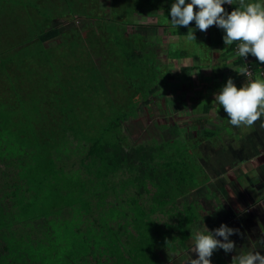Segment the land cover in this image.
<instances>
[{
  "label": "rangeland",
  "instance_id": "1",
  "mask_svg": "<svg viewBox=\"0 0 264 264\" xmlns=\"http://www.w3.org/2000/svg\"><path fill=\"white\" fill-rule=\"evenodd\" d=\"M54 2L57 6L50 13L54 19L45 26L43 47L49 51L50 59L61 62L58 64L68 95L75 94L80 102L79 93L88 88L87 84L74 88L69 82L70 70L80 66L87 76L96 79L95 87H102L100 91L91 88L99 106L108 111L114 105L128 104L114 134L105 139L111 149L110 162L119 166L115 175L108 176V182L128 188L117 193L121 203L115 216L97 217L93 199V214L82 211L84 224L71 221L65 225L54 219L52 241L58 240L69 253L64 258L62 254L53 255L52 259L57 260L52 263L45 255L50 242L39 241L35 253L33 249L35 262L190 264L191 259L198 258L191 252L195 232L206 233L207 228L214 231L221 224L239 233L229 237L235 249L230 253L216 250L212 264H233L234 256L250 251L264 255V115L251 127H236L230 124L223 106L213 103L227 80L234 82L238 67L234 63L237 52L225 60L230 46L223 41L224 31L218 39L214 25L195 34V40L189 39V26L179 28L170 21L172 0H75L77 8L69 13L68 4ZM70 13L72 19L65 20L62 14ZM112 14H128V22H115ZM40 35L41 32L37 37ZM49 37L52 39L46 42ZM72 42L75 45L70 48ZM248 56L247 61L256 59ZM130 68L133 69L129 71ZM258 77L264 79L260 71L254 78L246 75L245 79L251 82ZM241 80L234 83L242 87ZM11 87L9 79L0 75L1 101L13 94ZM206 104L211 106L206 122L198 124L204 118ZM80 128L87 136H101L97 126L92 128L82 120ZM179 138L189 154L183 161L170 163L164 159L169 140ZM154 150L159 151L161 159L152 160ZM194 157L201 165H195ZM184 162L189 166L182 165ZM150 164L159 166L148 170ZM185 168H190L189 173L181 174ZM204 170L198 179L197 174ZM193 171L197 188L184 197L197 201L199 207L195 202L186 204L176 195ZM26 189H32L34 194L50 192L47 183L35 179L28 182ZM110 190L105 191L106 200L111 199L109 194L114 195ZM137 197L141 198L137 201ZM145 197H152L153 202H145ZM238 205L243 211L238 210ZM72 215L66 213L65 217ZM87 232L90 239L77 241V235ZM189 238L194 241L192 245L181 247L180 243ZM98 245L109 249H98Z\"/></svg>",
  "mask_w": 264,
  "mask_h": 264
},
{
  "label": "trees",
  "instance_id": "2",
  "mask_svg": "<svg viewBox=\"0 0 264 264\" xmlns=\"http://www.w3.org/2000/svg\"><path fill=\"white\" fill-rule=\"evenodd\" d=\"M48 1L0 0V75L9 79L13 92L7 100L0 99V262L3 264H39L33 259V249L35 253L39 241L50 242L46 246L45 255L52 263L59 254L64 258L69 253L68 248L61 246L58 240L52 241L54 219L59 224L68 225L71 221L84 224L85 216L82 211L90 210L91 215L93 214V199L98 207L97 217L115 216L121 203L117 193L127 191L128 188L109 184L108 176L115 175L119 166L110 162L111 149L105 143V139L114 134V127L119 126V121L123 120L121 116L128 104L114 105L108 111L105 106H99L96 94H91V88H98L96 91H100L102 87H95L96 79L87 76L80 66L70 70L69 82L74 88L84 87L83 84H87L88 88L79 93L82 96L80 102L76 101L78 97L75 94L68 95L67 84L62 79L58 64L61 62L50 59L49 51L43 47L45 26L54 19L50 13L57 6L54 0ZM74 2L75 0H57V3L68 4V13L71 10L75 12L73 9L77 5ZM244 4L248 3L244 1ZM223 7L230 13L241 7V3L236 0ZM62 15L65 20L72 19L71 13ZM111 18L118 23L119 19L124 20V23L128 22V14H112ZM189 30L194 34L200 33L195 21L189 25ZM221 31L219 27L215 28L218 39L221 38ZM39 32L42 35L37 37ZM50 39L52 37L46 42ZM74 42L70 44V48L75 45ZM238 43L230 45L229 55L225 60L235 55ZM234 63L238 65L234 82L242 79L245 84L248 82L246 75L239 73L245 70V58L238 56ZM261 65L257 59L250 63L255 76L261 70ZM236 86L239 88L240 84L236 83ZM210 109V105H204V118H200L198 124L206 122L205 115ZM81 120L92 128L97 126L102 137L87 136L80 128ZM180 140H169V150L164 159L170 163L183 161L189 154L187 145ZM157 152L159 151L154 150L152 160L161 159ZM194 161L195 165H201L195 157ZM182 165L189 166L187 162ZM151 166L159 165L150 164L148 170ZM158 169L159 167L155 168L154 172ZM186 171L189 173L190 168L183 169L181 174H186ZM204 173L205 170L198 173L197 178ZM177 176L176 174L175 177ZM33 179L47 183L50 192L34 194L32 189H26L28 182ZM196 183L193 171L188 181L185 178L184 188L179 187V193L176 191L179 199H185V195L196 189ZM106 190H110L115 196L109 194L111 199L106 200ZM141 197H137V201ZM151 198L145 197L144 201L151 203ZM185 200L188 205L195 202ZM195 204L199 207L197 201ZM66 213L68 216L73 215L67 218ZM207 220L210 221L208 218ZM15 225L20 228L16 230ZM30 232L34 236H30ZM81 235L76 236L77 241L90 239L89 232ZM17 242L19 243L14 246ZM193 242L189 238L180 245L187 248ZM98 246V249L104 251L109 249ZM144 251L146 252L145 249Z\"/></svg>",
  "mask_w": 264,
  "mask_h": 264
},
{
  "label": "clouds",
  "instance_id": "3",
  "mask_svg": "<svg viewBox=\"0 0 264 264\" xmlns=\"http://www.w3.org/2000/svg\"><path fill=\"white\" fill-rule=\"evenodd\" d=\"M240 3L241 7L228 13L223 5H231L233 0H190L187 3L186 0H175L170 9V21L179 28L188 27L195 21L196 28L204 32L215 25L224 31L225 45L239 42L237 56L246 58L251 54L264 63V4L245 5L244 0H240ZM197 8L198 11L195 10ZM189 39L195 40V34L190 32ZM239 73L251 77L246 69ZM213 103L223 106L232 126L251 127L264 115V79L258 77L238 88L229 78L226 85L215 94ZM231 195L235 197V194ZM237 208L243 211L241 205ZM237 233L238 229L226 224H221L214 231L207 228L206 233L196 231L191 252L196 253L198 258L191 259L190 264H212L211 257L218 249H223L225 253L232 252L235 242L229 237ZM233 264H264V255L259 251L241 253L233 257Z\"/></svg>",
  "mask_w": 264,
  "mask_h": 264
},
{
  "label": "built area",
  "instance_id": "4",
  "mask_svg": "<svg viewBox=\"0 0 264 264\" xmlns=\"http://www.w3.org/2000/svg\"><path fill=\"white\" fill-rule=\"evenodd\" d=\"M237 51H238V46H237ZM247 57H249V56H247ZM247 57L245 58V63H246V67H245V69H247L250 73H251V77L250 78H254V75H255V72H254V70L251 68V66H250V63H252V62H254V61H252V62H250L249 60L247 61ZM260 72L264 75V63H262V65H261V70H260ZM248 76V75H247ZM249 77V76H248Z\"/></svg>",
  "mask_w": 264,
  "mask_h": 264
},
{
  "label": "crops",
  "instance_id": "5",
  "mask_svg": "<svg viewBox=\"0 0 264 264\" xmlns=\"http://www.w3.org/2000/svg\"><path fill=\"white\" fill-rule=\"evenodd\" d=\"M255 2H259V1H261V0H254ZM263 2H261V3H264V0H262Z\"/></svg>",
  "mask_w": 264,
  "mask_h": 264
},
{
  "label": "flooded vegetation",
  "instance_id": "6",
  "mask_svg": "<svg viewBox=\"0 0 264 264\" xmlns=\"http://www.w3.org/2000/svg\"><path fill=\"white\" fill-rule=\"evenodd\" d=\"M246 245L249 246L248 241L246 240Z\"/></svg>",
  "mask_w": 264,
  "mask_h": 264
}]
</instances>
